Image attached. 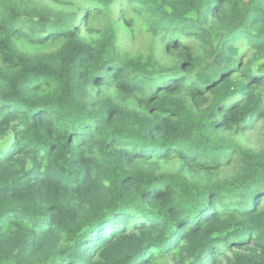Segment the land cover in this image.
I'll return each mask as SVG.
<instances>
[{"label": "trees", "instance_id": "1", "mask_svg": "<svg viewBox=\"0 0 264 264\" xmlns=\"http://www.w3.org/2000/svg\"><path fill=\"white\" fill-rule=\"evenodd\" d=\"M0 264H264V0H0Z\"/></svg>", "mask_w": 264, "mask_h": 264}, {"label": "rangeland", "instance_id": "2", "mask_svg": "<svg viewBox=\"0 0 264 264\" xmlns=\"http://www.w3.org/2000/svg\"><path fill=\"white\" fill-rule=\"evenodd\" d=\"M146 39H148V37H146L144 33L139 32L137 39H136L137 46H141L145 42Z\"/></svg>", "mask_w": 264, "mask_h": 264}]
</instances>
